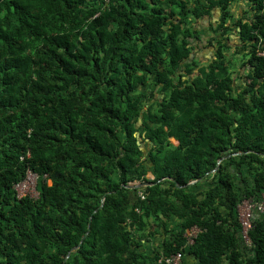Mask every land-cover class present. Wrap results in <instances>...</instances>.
<instances>
[{
  "label": "trees",
  "instance_id": "obj_1",
  "mask_svg": "<svg viewBox=\"0 0 264 264\" xmlns=\"http://www.w3.org/2000/svg\"><path fill=\"white\" fill-rule=\"evenodd\" d=\"M236 1L0 0V264H264V216L248 243L238 213L264 194V0Z\"/></svg>",
  "mask_w": 264,
  "mask_h": 264
},
{
  "label": "rangeland",
  "instance_id": "obj_2",
  "mask_svg": "<svg viewBox=\"0 0 264 264\" xmlns=\"http://www.w3.org/2000/svg\"><path fill=\"white\" fill-rule=\"evenodd\" d=\"M214 17H216L215 20H214V18L212 16H207L204 19L195 22V25H196L197 28L202 29V30L205 31V32H203L204 34L202 33V35H203V39L204 40L206 39L205 37H207V39H208L207 43H209L211 37L214 35V33L210 32V30H209L210 29L209 23H211V20H212V22H215V21L218 20V16H217L216 13H214ZM204 22L207 23V24H204ZM192 43L194 45V51L196 52V54L197 53H198V55H199V53L201 54V57H200V56H197L194 53L195 57L198 58V60H199V65L197 67H195V73H198L199 72V68H201L203 66H206L211 61L212 55H211L210 58H209V55L212 53V49L210 48L211 46L209 44L206 45V43L204 44V43L201 42V40H198V39H194L192 41ZM233 47H235V46H233ZM206 51H208L207 54H206ZM232 51H233V49L231 50V52ZM208 53H209V55H208ZM236 60H237V63H238L237 64V66H238L237 69H240V72L243 75L246 69L244 67H240L241 66V61L239 59L236 58ZM238 72H239V70H238ZM235 77L237 78V82L238 83L241 82L242 79H243V77H239L238 76L237 72H235ZM140 91L141 92H143V91L147 92V94L149 96L151 95V97H152V93H154V96L151 99H149V98H148L149 100L147 99L148 103H150L154 98L161 97V93L158 91L157 88H155V91H153V92H152V89H150V88H148V90L141 89ZM172 141L174 143H176V144L178 143V141L176 139H174V138H172ZM143 147H145L144 143H143ZM31 174L35 175L33 172ZM147 176H149L150 178H153L151 173H148ZM49 184H51V181H49ZM36 186H37V180L36 179H32V175H28L27 179H25L24 181H22L21 183L16 185V190H17V192H18V194L20 196L30 195V196L36 198L39 195V192H38ZM241 205H242V203H241ZM242 236H243V234H242ZM162 240H158V246L161 244ZM148 250H150V249H148Z\"/></svg>",
  "mask_w": 264,
  "mask_h": 264
},
{
  "label": "built area",
  "instance_id": "obj_3",
  "mask_svg": "<svg viewBox=\"0 0 264 264\" xmlns=\"http://www.w3.org/2000/svg\"><path fill=\"white\" fill-rule=\"evenodd\" d=\"M261 54L264 55V51L261 52ZM29 155V152H28ZM23 158V157H22ZM32 172L29 171L28 175H32V179L38 178V176L35 174H31ZM27 175V177H28ZM26 177V179H27ZM19 184V183H18ZM17 185V184H16ZM20 196V195H19ZM142 198L145 196L141 193ZM242 203V205H241ZM239 203L238 205V213H239V219L242 225V234L246 240V242L250 243V237H249V231L253 226V219L255 216L263 215L264 216V194L262 195L260 200L254 201V200H244L243 202ZM201 231V229L197 226H193L191 228H188L184 233L185 238V245L184 247H190L195 243V240L198 236V233ZM184 255L185 251L182 249L172 252L169 255H162L159 259V263L163 264H183L184 261Z\"/></svg>",
  "mask_w": 264,
  "mask_h": 264
},
{
  "label": "crops",
  "instance_id": "obj_4",
  "mask_svg": "<svg viewBox=\"0 0 264 264\" xmlns=\"http://www.w3.org/2000/svg\"><path fill=\"white\" fill-rule=\"evenodd\" d=\"M246 11H249V2L247 1V0H238V1H236L233 5H232V12H233V14H234V17H235V19L236 18H239V17H242V16H244L245 14H246ZM214 13H216L217 14V16H218V18H219V16H220V12H219V10L218 9H216L215 10V12ZM250 14V13H249ZM212 17L214 18V20L216 19V17H214V14L212 15ZM204 19V18H203ZM211 19V18H210ZM202 20V19H201ZM211 23H212V20H211ZM211 23H209V25L211 24ZM204 24H207V23H205L204 22ZM206 39L204 40L203 39V35L201 36V38H200V40H201V42L202 43H206V45H208L209 43H207L208 42V39H207V37H205ZM204 40V41H203ZM230 44H232V46H237V44L239 43V35H237V34H235V33H233V34H231L230 35ZM193 44V43H192ZM198 44V43H197ZM236 44V45H235ZM210 45V44H209ZM211 46V45H210ZM235 47H233V50L235 49ZM211 49H212V53L209 55V53H208V55H209V58L211 57V55H212V57H213V55H214V51H215V49L213 48V46H211L210 47ZM207 52L208 51H206V54H207ZM194 53L196 54V52L194 51ZM197 56H200L201 57V54L199 53V55H198V53L196 54ZM239 59V58H238ZM240 67H246V66H240ZM152 176L154 177V175L152 174ZM163 239V237H161V239H160V237H158V235L157 236H155V237H153L152 238V240H150V243H149V245H148V247H150V248H155V247H157L158 246V240H162Z\"/></svg>",
  "mask_w": 264,
  "mask_h": 264
},
{
  "label": "water",
  "instance_id": "obj_5",
  "mask_svg": "<svg viewBox=\"0 0 264 264\" xmlns=\"http://www.w3.org/2000/svg\"><path fill=\"white\" fill-rule=\"evenodd\" d=\"M191 57H193L192 54H191ZM235 154H239V153H235ZM229 156H230V155L223 156V157L219 158L216 168L213 169L211 172H215V171L217 170V168L219 167V165L221 164V162H222L224 159H226L227 157H229ZM171 179H172L173 181H175V178L171 177ZM161 180H162V179H161ZM158 181H160V180H158ZM196 181H197V180L190 181V182L187 183V185H191V184L195 183ZM150 184H151L150 182H137V183H133V182H131V183H127V184H122V186H125V187H127V188H137V187L147 186V185H150ZM177 185H178L179 187L181 186V185H179V184H177ZM105 198H106V194L103 195L102 200H101V205H100L99 208H102V207L104 206ZM99 208H98V209H99ZM91 218H92V216H91ZM90 230H91V219H90V221H89L88 229H87L85 235L81 238L79 244L76 245V246H74V247L72 248V250H76V249H78V248L81 246L82 242L84 241V239L86 238V236L89 234ZM72 250H71V251H72ZM71 251H69V253H68V255H67L65 261H66V260L68 259V257L70 256ZM65 261H64V262H65Z\"/></svg>",
  "mask_w": 264,
  "mask_h": 264
}]
</instances>
